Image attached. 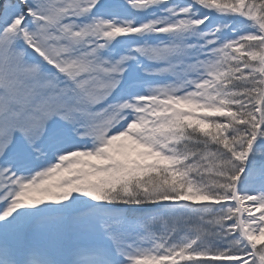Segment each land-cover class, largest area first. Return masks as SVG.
Masks as SVG:
<instances>
[{"label":"snow or ice","instance_id":"snow-or-ice-1","mask_svg":"<svg viewBox=\"0 0 264 264\" xmlns=\"http://www.w3.org/2000/svg\"><path fill=\"white\" fill-rule=\"evenodd\" d=\"M0 264H264V0H0Z\"/></svg>","mask_w":264,"mask_h":264}]
</instances>
